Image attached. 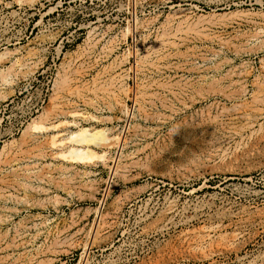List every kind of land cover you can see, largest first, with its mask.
Wrapping results in <instances>:
<instances>
[{
  "label": "rangeland",
  "instance_id": "rangeland-1",
  "mask_svg": "<svg viewBox=\"0 0 264 264\" xmlns=\"http://www.w3.org/2000/svg\"><path fill=\"white\" fill-rule=\"evenodd\" d=\"M257 210L264 0H0V264H264Z\"/></svg>",
  "mask_w": 264,
  "mask_h": 264
},
{
  "label": "bare ground",
  "instance_id": "bare-ground-1",
  "mask_svg": "<svg viewBox=\"0 0 264 264\" xmlns=\"http://www.w3.org/2000/svg\"><path fill=\"white\" fill-rule=\"evenodd\" d=\"M168 210V209H167ZM169 212L170 211H172L171 209L170 210H168ZM249 213V212H248ZM257 215L258 216H260V217H263L264 218V210H262V211H260V210H257ZM253 217H255L254 215H253ZM261 221V220H260ZM218 226H220V225H218ZM223 226V225H222ZM235 234H237L238 235V233H235ZM200 235H202V234H200ZM205 235V234H204ZM237 235H235L234 236V239H233V241L236 239V236ZM223 237V236H222ZM238 237V236H237ZM240 237V236H239ZM205 239H208V238H206V237H201V236H199V237H196V238H194V242H189V247H197V248H200V247H203V244H204V242H205ZM183 240H184V238H183ZM228 240V239H227ZM238 240V239H237ZM183 243H184V241H183ZM237 243V242H236ZM220 246V245H219ZM175 246H172V245H170L169 246V249L167 250V251H163V252H161V253H159L158 254V256H159V259H160V261H162L163 262V264H176V262H178V260H179V251L176 249V248H174ZM239 251V249L237 248V246L234 244V243H228V244H226L224 247L222 246L221 248H219L218 247V249L217 250H210L208 253H205L204 254V259H211V258H213L214 257V255L217 253V255H218V253H226V252H238ZM241 259V258H240Z\"/></svg>",
  "mask_w": 264,
  "mask_h": 264
}]
</instances>
